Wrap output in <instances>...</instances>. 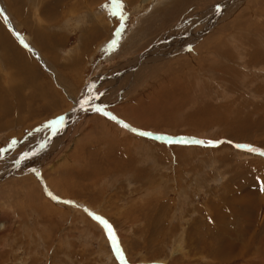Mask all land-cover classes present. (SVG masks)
<instances>
[{"label":"rangeland","instance_id":"1","mask_svg":"<svg viewBox=\"0 0 264 264\" xmlns=\"http://www.w3.org/2000/svg\"><path fill=\"white\" fill-rule=\"evenodd\" d=\"M230 1L122 0L121 14L119 0H0L3 32L48 77L0 92V168L47 187L0 179V264H122L94 216L126 264H264V156L234 146L264 150V0ZM43 23L60 25L53 39L93 32L86 60L46 65L29 44ZM62 124L64 147L43 159Z\"/></svg>","mask_w":264,"mask_h":264},{"label":"crops","instance_id":"2","mask_svg":"<svg viewBox=\"0 0 264 264\" xmlns=\"http://www.w3.org/2000/svg\"><path fill=\"white\" fill-rule=\"evenodd\" d=\"M61 2L63 1H60L58 4H61ZM60 6L62 7V5ZM26 11L30 12L28 9V6L26 8ZM26 17L28 18L29 16L27 15ZM64 21L66 23L64 24L62 23L63 30L66 31V30H69V28L72 29V26H71L72 23L70 25H67L68 22H67L66 16H65ZM43 25L44 26H43V29H41V31L37 28V25H36L35 33L32 36V39L29 44H31L33 47L36 48L37 51L41 53V58L43 59L46 65H48L49 67L51 65L54 67L56 66L50 54H54L55 55L54 59L57 61L63 60V62H65L67 60H75V62H78V61L83 62L84 60H86V58L82 54H84L83 52L87 49L88 37H84V35L90 34V33L92 34L93 32H90V31L80 32L78 34L79 36L77 37L79 39H76V41H71L72 40L71 38L67 39L65 35H62L65 33H61L60 35H58V38H56V35H55V38L53 39L52 37H50L52 33H50L49 31H51V28L56 29L60 27V25L49 26V25H45V23H43ZM76 28H79V27H75L73 28V30ZM2 29L3 28L0 24V92L1 93H5V92L12 93V91L16 92L18 90L21 92H24L25 90L24 87H27V88L30 87V86H26L28 83H30L31 86H33L34 88L36 86L40 87V85H42L41 84L42 78L44 76L43 72L39 69V67L34 62L32 63L33 65L32 70L31 71L27 70V67L28 68L30 67L27 65L28 64L27 62L31 61V59L27 57L26 54H24V52L18 48L17 44L10 38L11 36L7 32H5V30L3 32ZM3 33L8 38L3 36L2 35ZM88 52L89 51L87 50L86 53ZM24 56L28 59L24 58ZM20 58L22 59V66L19 65ZM68 67H70V65H67V68ZM21 75H23L22 83H20V81L22 80V78L20 77ZM37 76L39 78H37ZM45 78L47 79L48 77H45ZM33 92H35L33 95L37 98V100L41 102H46V98L43 96L44 91L42 89L41 91L33 90ZM1 99L2 101L5 102V99L2 96H1Z\"/></svg>","mask_w":264,"mask_h":264},{"label":"bare ground","instance_id":"3","mask_svg":"<svg viewBox=\"0 0 264 264\" xmlns=\"http://www.w3.org/2000/svg\"><path fill=\"white\" fill-rule=\"evenodd\" d=\"M231 1H233V0H231ZM230 1V2H231ZM236 1V0H235ZM227 3V2H226ZM251 4V3H250ZM220 12L218 11L217 13H216V18H218V17H220L218 14H219ZM199 14V13H198ZM226 14V13H225ZM228 14H229V12H228ZM215 17V16H214ZM214 19L213 21H215V22H218L217 20L218 19ZM221 18V17H220ZM209 21V27H211L212 25H214L210 20H208ZM39 26V25H38ZM98 27V26H97ZM106 27V26H105ZM208 27V26H207ZM224 27V26H223ZM227 27H229V26H227ZM94 28H92V30H93ZM209 29V28H208ZM197 30V29H196ZM220 30V29H219ZM228 31V30H227ZM102 33V32H101ZM95 34V33H94ZM222 35H223V33H221ZM225 34V33H224ZM102 35V34H101ZM219 36V35H218ZM215 37V36H214ZM18 38V37H17ZM218 38V37H217ZM20 39V38H19ZM213 39V38H212ZM216 40V39H215ZM250 40V39H249ZM183 42V41H182ZM190 42V41H189ZM196 42V41H195ZM211 42H213V41H207V44L209 45V44H211ZM217 42V41H216ZM207 45V46H208ZM164 46V45H163ZM201 47V49H202V45L200 46ZM209 47V46H208ZM258 47V46H257ZM161 47H159V49H160ZM199 48V47H198ZM207 48V47H206ZM217 50V49H216ZM226 50L227 49H225V50H222V52L221 53H227V54H231V56L232 55H235V54H233V52L232 51H229V50H227V51H229V53L228 52H226ZM156 51V50H155ZM182 52V51H181ZM204 52V51H203ZM157 53V52H156ZM165 54V53H164ZM222 54V55H223ZM226 54V55H227ZM154 55V54H153ZM202 55V54H201ZM207 55V54H206ZM156 56V55H155ZM261 56V55H260ZM229 57V56H228ZM232 57H234L235 58V56H232ZM220 58V57H219ZM208 59V58H207ZM21 58H20V62H21ZM148 60V59H147ZM152 60V59H151ZM20 62H19V65L20 66H22L21 64H20ZM178 62V61H177ZM203 65V64H202ZM168 68V67H167ZM28 70H29V68H28ZM174 76V75H173ZM172 78V77H171ZM174 78V77H173ZM158 79V78H157ZM170 85V84H169ZM184 87V86H183ZM25 88V87H24ZM41 89V88H40ZM118 90V89H117ZM8 91V90H7ZM14 91H12V93H13ZM35 93V92H34ZM14 94H15V92H14ZM25 94V93H24ZM11 95H13V94H11ZM28 95V94H27ZM2 96V95H1ZM4 96V95H3ZM9 97V96H8ZM1 98V97H0ZM11 97H9L8 98V102H9V100H11L10 99ZM4 99H7V98H5L4 97ZM2 100V99H1ZM6 101V102H7ZM87 101V100H86ZM3 103H5L4 101H2ZM8 102H7V104H8ZM16 102H18V101H16ZM75 102V101H74ZM88 102V101H87ZM13 103V102H12ZM0 104H1V102H0ZM6 104V103H5ZM4 104V105H5ZM75 104L78 106V107H81L82 105H84L86 108H89V107H87L86 106V102H85V99H83V101H76L75 102ZM10 105V104H9ZM88 105V104H87ZM137 105V104H136ZM2 106V105H1ZM73 106H75V105H73ZM144 107H146L145 105H143ZM77 107V108H78ZM138 107V106H137ZM79 109V108H78ZM135 109H137V108H134V110ZM8 110H9V108H7V112H8ZM80 110V109H79ZM86 110V112H93V111H91V110H88V109H85ZM153 110V109H152ZM81 111V110H80ZM132 112V111H131ZM141 112V111H140ZM139 111L137 112V113H140ZM72 113V114H71ZM71 113H69L66 117H62V118H58V121H57V124H60L61 123V120L63 119H65V122L67 123V121H71V122H73V117L76 115V113H74L73 111L71 112ZM166 113V112H165ZM87 114H89V113H87ZM86 114V115H87ZM143 116H145V112H143ZM130 115H132V114H130ZM140 115H141V113H140ZM148 115H150L151 117H149V118H153V114H148ZM171 115V114H170ZM3 116H6V110H4V111H1L0 112V124H2V117ZM68 117V118H67ZM130 117V116H129ZM137 117H138V115H137ZM139 117H141V116H139ZM154 117H155V115H154ZM146 118V117H145ZM77 119V118H76ZM131 119V118H130ZM133 119H134V117H133ZM137 119V118H136ZM62 120V121H63ZM144 120V119H143ZM156 120V119H155ZM135 122H136V120H135ZM139 122H140V120H139ZM11 123V122H10ZM9 123V124H10ZM13 123H14V121H13ZM65 123V124H66ZM142 123V122H141ZM155 123H157V124H159V121H155ZM64 124V123H63ZM62 124V125H63ZM68 124V123H67ZM94 125V124H93ZM1 126V125H0ZM61 127V126H60ZM54 128H55V126H54ZM96 128V126L94 127V128H92L91 127V129H95ZM60 129V131H58V129L56 130V128H55V130L53 129V131L51 130V133L49 134V137L46 139V138H44V147H42V152L41 153H37L40 157H42L43 159H44V157L46 156V155H48L49 154V152L50 151H53V149L52 150H50V148L51 147H53L54 145H56V147H57V149H59L61 146H63L64 147V145H65V143H63L64 141L63 140H65V138H66V135L63 137V135L67 132V129L65 128V125H63L62 126V128H59ZM96 131V130H95ZM97 132V131H96ZM25 133V132H24ZM68 135V134H67ZM42 136V135H41ZM12 137H14L13 135H12ZM114 137V136H113ZM116 139H117V136L115 137ZM34 139V138H33ZM115 139V140H116ZM42 140H43V138H42ZM114 140V139H113ZM100 142V141H99ZM126 142V141H125ZM122 143V142H121ZM25 144V143H24ZM28 143H26V145H27ZM97 144V143H96ZM118 145H119V143H118ZM122 145V144H121ZM126 145V144H125ZM24 146V145H23ZM114 146V145H113ZM115 146H117V145H115ZM62 147V148H63ZM109 148V147H108ZM117 148V147H116ZM64 149V148H63ZM76 149V148H75ZM113 149V148H112ZM119 149V148H118ZM114 150V149H113ZM126 150V149H125ZM111 151V150H110ZM115 151V150H114ZM54 152H56V150L54 151ZM53 152V153H54ZM57 152H58V150H57ZM107 152V151H106ZM53 153H50V155H49V157L51 158V156L53 155ZM105 154H108V153H105ZM126 154V153H125ZM30 155H31V153H30ZM92 156L93 157H89L86 161V163H88V164H90L91 166H92V164H97V162H98V164L100 165V161H96L95 159H96V155H95V153L94 154H92ZM49 157H47V158H49ZM95 157V158H94ZM21 158H23V157H21ZM20 158V159H21ZM41 158V159H42ZM82 158V157H81ZM24 159V158H23ZM86 159V158H85ZM85 159L84 158H82L78 163L79 164H81V166H83V165H85ZM8 160L9 159H7L6 161H4V162H2V166L4 167L3 169H1L0 168V179H2V178H4V177H6L7 179H9L7 182H5L3 185L4 186H6L5 188H10L11 186H12V182H14V181H16V183H17V181H19V180H21V179H23V181H24V179L30 184V185H33V187L32 188H34V186L37 188L38 187V190L40 191V189H39V187H41V186H44L45 187V190H47L46 188V185L44 184V181L41 179V180H36L35 178H34V176L33 175H30L29 173L30 172H28V170H27V172L25 171V170H23V171H19V172H16L15 170H11L9 167H8V163L7 164H3V163H6V162H8ZM16 160H18V159H16ZM40 160V159H39ZM49 161V160H48ZM10 162V161H9ZM41 163V162H40ZM46 163V162H45ZM36 165V164H35ZM43 165H44V162H43ZM76 166L77 167H79V165H77L76 164ZM91 166H88V167H90V168H92ZM95 166V165H94ZM26 167V166H25ZM28 167V166H27ZM21 168V167H20ZM31 168V167H30ZM36 168V167H35ZM80 168V167H79ZM105 168V167H104ZM15 169V168H14ZM21 173V174H20ZM22 176H24V177H22ZM20 177V178H19ZM1 182V181H0ZM20 183V182H19ZM37 183V184H36ZM11 184V186L10 187H8L9 185ZM14 186V185H13ZM15 186H17V185H15ZM28 186V185H27ZM11 189V188H10ZM35 189V188H34ZM7 190V189H6ZM12 190V189H11ZM14 190V189H13ZM24 191H26V190H24ZM6 192H8V191H6ZM11 192V191H10ZM38 192V191H37ZM41 193V192H40ZM50 193V192H49ZM5 194V193H4ZM38 195V194H37ZM54 195V194H53ZM29 196V195H28ZM1 200H3L2 198H4V195H2L1 194ZM34 197H37V196H35V195H30V197H29V200L30 199H35ZM52 197H54V196H52ZM251 198V197H250ZM6 200V199H5ZM221 220V219H220ZM262 222V221H261ZM225 233V232H224ZM231 247H229L228 246V251H229V249H232L233 247H234V244L232 245H230ZM238 247V246H237ZM246 249V248H245ZM223 251V250H222ZM225 251V250H224ZM230 252V251H229ZM236 253V252H235ZM237 254V253H236ZM240 254V253H239ZM244 253H242V255H243ZM232 256H234V255H232ZM253 256V255H252ZM233 258V257H232ZM235 259V258H234Z\"/></svg>","mask_w":264,"mask_h":264},{"label":"snow or ice","instance_id":"4","mask_svg":"<svg viewBox=\"0 0 264 264\" xmlns=\"http://www.w3.org/2000/svg\"><path fill=\"white\" fill-rule=\"evenodd\" d=\"M113 2L115 3L116 0H113ZM102 7L108 8L109 5L105 4V5H102ZM119 7H120V10H121V14H122V11H123V2H122V0H119ZM110 15H113L114 16V15H116V12H110ZM113 43H115V41H113ZM95 110L98 111V112H103V109L102 108H99V107H97ZM104 115H109V114L108 113H104ZM110 118L111 119H115V117H110ZM122 126L125 127V128L130 127L127 124H123ZM140 135H150V134L149 133H143L142 132V133H140ZM168 142L171 143L172 141L169 140ZM180 142L186 143L188 141H180ZM196 142L197 143H205L204 141H196ZM207 143L210 144V145H215V144L221 143V141H208ZM229 143H232V142L229 141ZM234 146L237 149H243V150H247L249 152H255V153H258L261 156H264V150L257 149V148H255V147H253L251 145H247V144H235ZM53 198L54 199H58L56 197H53ZM64 203H72V202L71 201H64ZM94 218L97 219V220H99V221H101V223L107 229V235L110 238V242L113 245L114 251L117 253L118 257L120 258V260L122 262V264H126V260L124 259L123 252H122V250L120 248L119 242H118V240L116 238V235H115L114 230L112 229V226L106 220H103V218H101V217L94 216Z\"/></svg>","mask_w":264,"mask_h":264},{"label":"water","instance_id":"5","mask_svg":"<svg viewBox=\"0 0 264 264\" xmlns=\"http://www.w3.org/2000/svg\"><path fill=\"white\" fill-rule=\"evenodd\" d=\"M18 37H20L19 35H17ZM50 127V126H49Z\"/></svg>","mask_w":264,"mask_h":264}]
</instances>
